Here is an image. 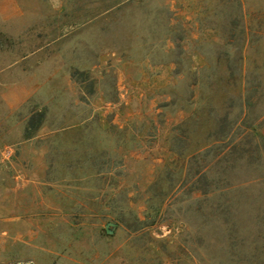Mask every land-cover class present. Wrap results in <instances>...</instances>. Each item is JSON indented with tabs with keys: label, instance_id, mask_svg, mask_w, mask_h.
Returning a JSON list of instances; mask_svg holds the SVG:
<instances>
[{
	"label": "rangeland",
	"instance_id": "rangeland-1",
	"mask_svg": "<svg viewBox=\"0 0 264 264\" xmlns=\"http://www.w3.org/2000/svg\"><path fill=\"white\" fill-rule=\"evenodd\" d=\"M0 264H264V0H0Z\"/></svg>",
	"mask_w": 264,
	"mask_h": 264
},
{
	"label": "water",
	"instance_id": "water-1",
	"mask_svg": "<svg viewBox=\"0 0 264 264\" xmlns=\"http://www.w3.org/2000/svg\"><path fill=\"white\" fill-rule=\"evenodd\" d=\"M111 225H114V224L109 223V225L107 226V231H108L109 234H112V233H113V232L109 229V227H110Z\"/></svg>",
	"mask_w": 264,
	"mask_h": 264
}]
</instances>
